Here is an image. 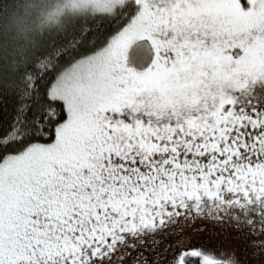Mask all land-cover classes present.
<instances>
[{"label": "snow or ice", "instance_id": "1", "mask_svg": "<svg viewBox=\"0 0 264 264\" xmlns=\"http://www.w3.org/2000/svg\"><path fill=\"white\" fill-rule=\"evenodd\" d=\"M111 28L72 86L0 85V264H264V0Z\"/></svg>", "mask_w": 264, "mask_h": 264}, {"label": "trees", "instance_id": "2", "mask_svg": "<svg viewBox=\"0 0 264 264\" xmlns=\"http://www.w3.org/2000/svg\"><path fill=\"white\" fill-rule=\"evenodd\" d=\"M50 1L0 0V85L5 90L26 71L45 73L43 90L82 66L94 51L93 40L99 43L109 34L124 3L82 0L78 9H69L59 0L45 8Z\"/></svg>", "mask_w": 264, "mask_h": 264}, {"label": "rangeland", "instance_id": "3", "mask_svg": "<svg viewBox=\"0 0 264 264\" xmlns=\"http://www.w3.org/2000/svg\"><path fill=\"white\" fill-rule=\"evenodd\" d=\"M58 1L59 0H51L50 5H47L45 8H51V7L55 6L58 3ZM61 1L63 3L60 6L61 7H67L69 9H71V8L78 9L82 5L81 3H83L82 0L81 1L80 0H61ZM111 1H113V0H109L106 2L110 3ZM116 1H118V0H116ZM46 2H47V0H46ZM87 5H89V4H87ZM83 8H86V7L84 6V7L80 8V10ZM55 11H56V13L58 12L57 9H55ZM88 62H89L88 59L85 60V62L82 63L83 64L82 66H79L75 69L73 68L74 70L72 69L66 75H64L63 77L56 80L54 82V84L52 85V88L53 89H59V88L65 87V86H69V87L72 86L75 83L76 78L84 72Z\"/></svg>", "mask_w": 264, "mask_h": 264}]
</instances>
